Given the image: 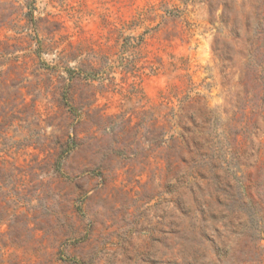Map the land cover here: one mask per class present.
I'll use <instances>...</instances> for the list:
<instances>
[{"label": "rangeland", "instance_id": "rangeland-1", "mask_svg": "<svg viewBox=\"0 0 264 264\" xmlns=\"http://www.w3.org/2000/svg\"><path fill=\"white\" fill-rule=\"evenodd\" d=\"M208 1L0 0V264H264V0Z\"/></svg>", "mask_w": 264, "mask_h": 264}, {"label": "trees", "instance_id": "trees-1", "mask_svg": "<svg viewBox=\"0 0 264 264\" xmlns=\"http://www.w3.org/2000/svg\"><path fill=\"white\" fill-rule=\"evenodd\" d=\"M200 2L201 3H205V2H208V4H209V13H211V14H213L214 13V11H215V9H214V4H211V3H209V1L208 0H200ZM256 26L260 29V30H262L263 32H264V23L263 22H260L259 21V19L256 21ZM234 24H235V26H237L236 24H238V21L236 20V18H235V20H234Z\"/></svg>", "mask_w": 264, "mask_h": 264}]
</instances>
